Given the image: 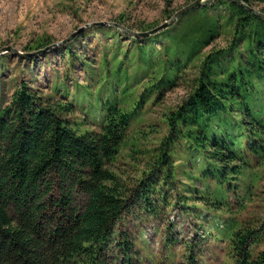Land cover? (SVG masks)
I'll list each match as a JSON object with an SVG mask.
<instances>
[{"label": "trees", "instance_id": "1", "mask_svg": "<svg viewBox=\"0 0 264 264\" xmlns=\"http://www.w3.org/2000/svg\"><path fill=\"white\" fill-rule=\"evenodd\" d=\"M243 1L264 12V0ZM164 4L168 19L175 10ZM108 21L135 31L156 25L124 13ZM225 32L224 46L204 50ZM52 42L43 35L21 49ZM52 52L63 69L44 76L45 86L12 73L10 93L0 89V264H144L120 227L128 214L162 222L163 246L184 249L178 264H199L203 245L178 240L173 211L216 226L223 264H264V214H245L264 168V19L213 0L147 36L96 24L13 56L30 74ZM182 84L180 99L128 138L145 124L143 112ZM127 145L142 160L123 179L113 166Z\"/></svg>", "mask_w": 264, "mask_h": 264}, {"label": "rangeland", "instance_id": "2", "mask_svg": "<svg viewBox=\"0 0 264 264\" xmlns=\"http://www.w3.org/2000/svg\"><path fill=\"white\" fill-rule=\"evenodd\" d=\"M191 1L193 0H172L171 7L176 11ZM164 5V0H0V47L11 45L23 51L21 48L26 43L34 41L43 35L51 36L56 42L64 39L75 31L77 27L85 23L108 21L119 13H124V15L129 17L130 21H144L158 25L165 20L162 15ZM252 7L258 9L261 5L253 3ZM212 12L216 13L217 11ZM228 38V33H222L204 50L206 51L211 47H222L227 43ZM86 42L88 41L86 40ZM57 46H52L49 49ZM87 52L91 54L92 49L88 48ZM38 53L42 52H37L36 54ZM5 54L7 56L1 61L3 72L0 75V89H3L4 95H6V91L8 94L11 91L7 81H4L12 73L30 77V79L39 76L38 79L41 86H45L46 80L43 79L44 76L51 75L53 68L63 69L60 58L54 52L47 56V61H37L31 67L30 74L25 73L24 69H20L21 67L17 64L16 57L12 53L6 52ZM20 64L23 66V63ZM15 67L16 72L14 70ZM74 74L78 80L83 77V72L79 65L74 66ZM185 88V84H182L167 91L160 104L153 106L146 114L143 112L142 119L145 124H133L128 133V138L136 136L138 130L147 129L146 125L150 124V121L154 123L156 119H159L160 114L168 106L174 105L180 99L185 92ZM158 135L160 136V134ZM143 147L140 146V149ZM130 154H133L130 152V146H123L113 166L115 171L124 176L122 177L123 179L133 177L136 174L135 167H138L136 166L139 164L138 161L142 160L140 158L141 153H135L137 157L134 159H131ZM255 170L256 167L253 168V171ZM258 173L260 178L255 183L253 194L246 203L245 209L247 210L245 214L249 213L248 211L264 214V168H260ZM175 193L176 191H169L170 195ZM187 204L197 205L196 203L193 204L191 200H188ZM234 205L236 206V203ZM197 207L199 206L197 205ZM167 209L186 208L174 206ZM212 214L209 213V217H212ZM245 214H242V216ZM172 219L175 221L173 229L175 233H178V240L189 241L194 236L199 244L202 243L203 252L199 264H223V251L225 250L226 240L224 237L219 238L220 235L217 234L216 226L212 222L193 226V223H199V220H194L193 216L179 215L176 211H173ZM120 227L128 232L133 239L135 248L138 251L137 257L141 263L159 264L163 262L164 264H178L181 260L184 249L179 242H176L170 248L163 246L164 229L162 222L157 223L143 217L135 218L128 214L122 220ZM196 232L198 234L202 232L203 238L197 237ZM262 246L263 243H261L260 247Z\"/></svg>", "mask_w": 264, "mask_h": 264}, {"label": "water", "instance_id": "3", "mask_svg": "<svg viewBox=\"0 0 264 264\" xmlns=\"http://www.w3.org/2000/svg\"><path fill=\"white\" fill-rule=\"evenodd\" d=\"M213 0H193L190 3L184 5L183 7H181L180 9L176 10L168 19L163 20L161 23H159L158 25H155L154 27L147 29L145 31H135V30H130L127 29L126 27L119 25L115 22L112 21H93V22H88L83 24L80 27H77L75 31L71 32L67 37H65L64 39H61L59 41L56 42H52L48 45H46L45 47L35 50V51H31V52H24L21 51L17 48H15L14 46L11 45H4L0 47V54L2 53H6V52H10L13 55L16 56H29V55H33L36 54L37 52H44L47 51L50 47L52 46H57L60 44L65 43L66 41H68L69 39H71L72 37H74L78 32H80L81 30H83L84 28L91 26V25H96V24H111V25H115L118 27H121L122 29H124L126 32H128L130 35L134 36V37H139V36H147L150 34H153L165 27H167L168 25H170L173 21H175L179 16H181L182 14H184L185 12L199 7L201 5H205L207 3L212 2ZM232 2L246 8L247 10L251 11L252 13L258 15L259 17H261L262 19H264V12L259 11L258 9L248 5L247 3H245L243 0H231Z\"/></svg>", "mask_w": 264, "mask_h": 264}]
</instances>
